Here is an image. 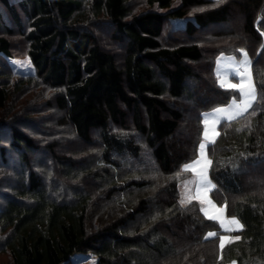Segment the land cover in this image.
<instances>
[{"label":"trees","instance_id":"trees-1","mask_svg":"<svg viewBox=\"0 0 264 264\" xmlns=\"http://www.w3.org/2000/svg\"><path fill=\"white\" fill-rule=\"evenodd\" d=\"M144 4L0 0V254L12 264H264V0ZM241 49L257 100L208 149L211 198L243 225L221 250L205 239L219 225L180 204L181 169L204 115L237 96L216 62ZM25 57L34 75L9 62ZM39 86L47 118L26 105Z\"/></svg>","mask_w":264,"mask_h":264},{"label":"snow or ice","instance_id":"snow-or-ice-1","mask_svg":"<svg viewBox=\"0 0 264 264\" xmlns=\"http://www.w3.org/2000/svg\"><path fill=\"white\" fill-rule=\"evenodd\" d=\"M240 52L243 56L242 60L237 61L235 57L221 56L217 60L216 67V76L220 86L238 93L239 101L233 97L226 107L216 108L212 113L205 115L203 142L198 146L197 156L190 163L183 165L181 169L183 172H191L194 177L191 180H186L183 184L184 192L180 200L181 206L191 203L193 200L197 201L201 205L200 211L203 215L208 220L217 222L224 232L240 231L243 226L238 219L226 216L227 204L221 207L211 199L210 193L215 188L208 175L212 160L206 157L205 149L208 143H215V136L218 134L216 126L221 120L232 121L236 119L237 116L247 112L257 100V92L249 71L250 61L244 50L241 49ZM233 80L237 82L233 83ZM193 185L195 186L194 190ZM217 235L215 232H209L205 239L214 238ZM233 239L239 240L240 237L230 238L226 235H220V249L225 247L226 241L233 242Z\"/></svg>","mask_w":264,"mask_h":264},{"label":"rangeland","instance_id":"rangeland-1","mask_svg":"<svg viewBox=\"0 0 264 264\" xmlns=\"http://www.w3.org/2000/svg\"><path fill=\"white\" fill-rule=\"evenodd\" d=\"M132 1V4H133V6H134V9L136 10V11H138L140 8L139 7H142V6H144L145 4H144V2H145V0H131ZM183 23H184V20H174V26L175 27H177V26H180V25H183ZM105 25L103 24L102 26H99V28H97V29H95V31H98V34H99V36L101 37V38H103V40H105V38L107 37V34L105 33ZM106 30H108L107 28H106ZM111 32H112V30H110ZM109 38V37H108ZM108 42H110V39L108 40ZM244 52H246L247 53V56H248V59H249V61H250V67H249V71H250V73H251V76H252V80H253V75H252V61H251V58H250V56H249V53L247 52V51H245L244 50ZM223 56H227V57H235L236 58V60L237 61H239V60H242L243 59V56H242V54H240V56L239 57H236V56H229V55H223ZM219 59V58H218ZM9 62H10V64H11V66L13 67V69L17 72V73H19V74H21V75H34L35 74V72H36V70H35V67H34V65H33V63H32V61H31V59L29 58V57H25V58H15V59H10L9 60ZM17 62H19V63H17ZM216 67H217V62H216ZM233 83H236L237 81H235V80H233L232 81ZM253 83H254V80H253ZM255 85V84H254ZM35 90L31 93V95L32 96H30V97H28L27 98V101H26V105H28V106H31V105H33V107L34 108H30V109H32L33 110V113H32V115L35 117V118H47L46 116H49V112L47 111V108L46 107H44V103L50 98V92H48V91H46L45 90V88L44 87H41V86H39V87H35L34 88ZM255 89H256V87H255ZM38 93V94H40V96L38 97V98H34V96H33V94L34 93ZM257 92V91H256ZM28 93V92H27ZM236 98H237V100L239 101V94H237V96H235ZM230 102H231V100H230ZM229 102V103H230ZM256 102V101H255ZM255 102L253 103V105L255 104ZM228 103V104H229ZM228 104H226V105H223V106H220V107H217V108H221V107H226ZM253 105H252V107H253ZM251 107V108H252ZM250 108V109H251ZM216 109V108H215ZM249 109V110H250ZM214 110V109H213ZM213 110H211L210 112H208V113H206L205 115H207V114H209V113H212L213 112ZM248 110V111H249ZM247 111V112H248ZM247 112H245L243 115H245ZM205 115H204V117H205ZM243 115H239V116H237L236 117V119H238V118H240L241 116H243ZM57 117H55V118H59L60 117V115H56ZM204 117H203V124H204ZM236 119H234V120H236ZM234 120H232V121H234ZM223 122H230V121H226V120H221L218 124H217V126H216V132L218 133L216 136H215V142H216V140L218 139V137H219V128H220V125L223 123ZM210 127H211V124H210ZM55 129H51V133L49 134V137L51 138V139H56V138H59L58 136V131L57 132H54L53 133V131H54ZM203 130H204V128H203ZM41 134V133H40ZM201 142H203V135H202V140H201ZM211 144H213V143H208L207 145H206V149H205V154H206V157L207 158H209V156H208V149H209V146L211 145ZM209 171H210V168H209ZM190 173V175H189V177H187L182 183H181V198H182V194H183V192H184V188H183V184H184V182L186 181V180H191V179H193L194 177H193V174L191 173V172H189ZM208 175H209V172H208ZM8 177H9V175H8ZM209 179H210V177H209ZM212 182V181H211ZM8 183H10V184H13V181H11V180H9V178H8ZM213 184V183H212ZM192 188H193V190H194V188H195V186L193 185L192 186ZM212 193V192H211ZM211 193H210V196H211ZM212 199V198H211ZM193 201H195V200H193ZM0 203H1V201H0ZM189 203H186L185 205H188ZM219 206V205H218ZM221 207H223V206H221ZM226 211V210H225ZM226 216H227V214H226ZM228 217V216H227ZM229 218V217H228ZM237 219V218H236ZM239 220V219H238ZM212 221V220H211ZM213 222H215V221H213ZM215 223H217V222H215ZM239 223L242 225V223H241V221L239 220ZM218 224V223H217ZM219 225V224H218ZM243 226V225H242ZM219 227H220V225H219ZM243 229V228H242ZM241 231V230H240ZM240 231H232V232H224V230L223 229H221V227H220V230H219V234H218V232L217 231H210V232H215V233H217L218 235L217 236H220V235H226V236H228V237H230V238H235L236 236L234 235V233H236V232H240ZM215 238V237H214ZM235 239H233V241H234ZM230 242H225V246L226 245H228ZM73 264H96V256L95 255H84V254H76V255H74L73 256ZM0 264H12L11 263V261H10V257H9V255L7 254V253H5V254H0Z\"/></svg>","mask_w":264,"mask_h":264}]
</instances>
